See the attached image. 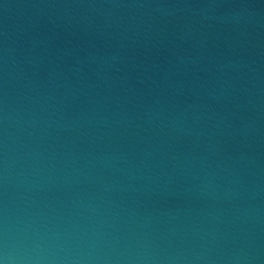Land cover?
I'll return each instance as SVG.
<instances>
[{
	"label": "water",
	"instance_id": "obj_1",
	"mask_svg": "<svg viewBox=\"0 0 264 264\" xmlns=\"http://www.w3.org/2000/svg\"><path fill=\"white\" fill-rule=\"evenodd\" d=\"M0 242L264 264V0H0Z\"/></svg>",
	"mask_w": 264,
	"mask_h": 264
},
{
	"label": "clouds",
	"instance_id": "obj_2",
	"mask_svg": "<svg viewBox=\"0 0 264 264\" xmlns=\"http://www.w3.org/2000/svg\"><path fill=\"white\" fill-rule=\"evenodd\" d=\"M0 264H42V262L24 257L10 248L6 242H0Z\"/></svg>",
	"mask_w": 264,
	"mask_h": 264
}]
</instances>
